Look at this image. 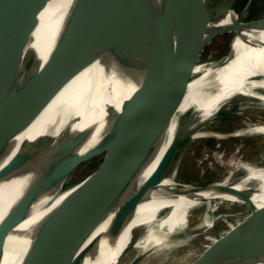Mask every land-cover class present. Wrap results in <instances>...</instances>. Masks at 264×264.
Masks as SVG:
<instances>
[{
    "label": "water",
    "instance_id": "obj_1",
    "mask_svg": "<svg viewBox=\"0 0 264 264\" xmlns=\"http://www.w3.org/2000/svg\"><path fill=\"white\" fill-rule=\"evenodd\" d=\"M114 1L9 0L0 7V163L11 149L6 126L28 90L47 105L80 72L92 68L94 80L81 117L58 131L57 125L52 126L49 132L30 140L15 161L0 169V189L21 186L23 210L30 220L29 228L0 235L4 240L0 264L9 248L21 250L17 264H91L118 248L131 218L125 225L91 238L79 229L82 220L91 209L161 176L177 151L209 120L211 116H205L203 111L190 110L166 146L168 137L163 133L179 119L174 109L177 86L200 64L198 58L206 46L218 36L236 30L231 24L250 0H198L183 8H170L134 32L76 45L115 11L110 8ZM50 3L61 6L63 12L51 48L42 58L33 45L34 34L40 14ZM262 22L264 18L248 19V26ZM239 36L242 39L243 31ZM229 51L232 59L236 54L234 45ZM220 63L218 59L214 65ZM143 91L151 94L156 121L164 128L163 133L133 152V129L112 128L99 143L80 152L94 124L88 119L93 108L111 110ZM106 95L113 103L102 105ZM105 151L112 153V159L89 174L93 178L69 198L57 201L74 171ZM263 237L264 206L225 251L223 239L195 263L216 264L224 255L220 264H256L262 257L250 263L252 252ZM75 239H79L77 249L72 246ZM130 247H125L120 256ZM140 254L136 261L146 257Z\"/></svg>",
    "mask_w": 264,
    "mask_h": 264
},
{
    "label": "bare ground",
    "instance_id": "obj_2",
    "mask_svg": "<svg viewBox=\"0 0 264 264\" xmlns=\"http://www.w3.org/2000/svg\"><path fill=\"white\" fill-rule=\"evenodd\" d=\"M197 1L115 0L110 4L111 10L115 11L81 37L76 45L102 41L115 34L134 32L170 8H183ZM252 1L246 4L231 24L236 30L229 40V49L234 45L235 56L231 59L228 51L221 56L219 65H214L213 61L201 62L192 74L180 81L174 93V109L179 119L174 121L169 131L164 132V128L156 121L151 94L147 91L141 92L128 102H120L111 110H105L102 106L99 109L93 108L90 112L91 118L88 116V119L94 121V124L86 135L81 153L99 143L112 128L124 126L133 129V152L161 132L168 137L167 146L190 110L197 109L203 111L205 116H211L177 151L161 176L142 182L116 200L101 204L85 215L79 229L87 233L89 238L125 225L128 218H131L118 248L110 255L104 253L91 264H155L154 260L136 261L135 257L141 255L140 253L147 257L154 252H164V256L168 257L174 248L187 244L193 237L203 236L206 241L202 244V253L194 261L187 263L196 264L201 255L217 247L223 239L225 251L242 227L264 206V164L259 165L249 159H240L236 163L238 167L230 170L223 179L201 184L178 178L179 163L183 155L192 144L207 135L218 140L249 135L264 146V22L248 26ZM158 8L161 9L156 11ZM62 12L61 6L50 3L40 14L41 21L35 31L33 45L42 58L46 57L51 48ZM242 31L241 39L239 34ZM91 70L92 68H88L76 75L47 105L31 89L24 94L6 126L10 133L8 143L11 149L0 163V169L15 161L30 140L49 132L52 126L57 125V131L61 130L70 125L72 119L83 115L94 82ZM248 100L250 107L256 111L249 117L250 120L241 119L244 115L243 109H247ZM227 101H243L236 117L241 119V123L226 131L212 128L220 120L218 113L221 105ZM106 103H113L109 95L105 96L102 105ZM27 105L31 109L26 108ZM241 148L242 144H239L234 151L237 153ZM237 169L241 173L236 176ZM93 176L72 180L71 175L57 201L69 198ZM208 185L214 186V189ZM13 186L15 185L0 189V235H10L30 226V220L26 218L23 210L21 186ZM213 202L238 203L243 207V212L237 213L234 210L227 224L218 233L211 235L209 228L216 214H212L213 209L208 207ZM203 209L205 211H201ZM196 210L201 212V216L194 222ZM78 241L79 239L73 241L74 249L78 248ZM3 242V237H0V246ZM128 245L131 246L130 249L121 257V252ZM130 253L135 254L129 257ZM21 254L19 249H7L2 264H17ZM223 257L224 255L219 257L220 261L216 264H220ZM259 257L262 259L256 264H264V237L254 248L250 263H254Z\"/></svg>",
    "mask_w": 264,
    "mask_h": 264
},
{
    "label": "rangeland",
    "instance_id": "obj_3",
    "mask_svg": "<svg viewBox=\"0 0 264 264\" xmlns=\"http://www.w3.org/2000/svg\"><path fill=\"white\" fill-rule=\"evenodd\" d=\"M8 1L9 0H1L0 7ZM261 18H264V0H253L251 3L248 19L253 20ZM232 35L233 31H229L215 38L201 52L198 61L200 63L207 61H218L221 56L228 53L229 40ZM246 102L247 109H243L244 115L241 117V119L245 118L247 120H250L249 117L253 116L256 110L250 107V100ZM242 103L243 101H227L223 103L218 113L220 115V120H217V122L212 125V128L226 131L235 125H239L241 123V119L236 117L238 116L237 111L239 112ZM257 141L258 140H255L252 136L249 135L237 138H223V140H218L214 136L207 135L199 142L192 144L186 154L183 155L179 163L178 178L180 180L194 181L202 184L211 180L225 178L229 174L230 170L238 167L236 163L240 161V159H249V161L251 160L252 162L258 163L259 165H263L264 146H262V144H259ZM239 144H242V148L239 152L236 153L234 150ZM112 157V153L110 154L107 151L94 155L93 157L84 161L74 171L72 180L85 178L86 176L97 170L105 162L111 160ZM235 173L237 176L239 173H241V170L239 171V169H237ZM208 208H212V214H216L215 218L212 221L211 228H209V232L211 235L218 233L221 228H223L224 225L227 224V222L232 218L231 213L234 210V212L237 213L243 212V207L241 208V205L232 202H224L221 204L213 202ZM199 210H196L194 212V222L197 221L201 216V212ZM201 211L205 210L203 209ZM205 241L206 240L203 236L199 238L193 237L187 242V244L171 250V254L168 256L169 258L167 256H164V252H154L153 254L145 257L143 260H154L155 264H187L194 261L198 256H200L203 251L202 244ZM134 254L135 253H130L129 257L133 256Z\"/></svg>",
    "mask_w": 264,
    "mask_h": 264
}]
</instances>
